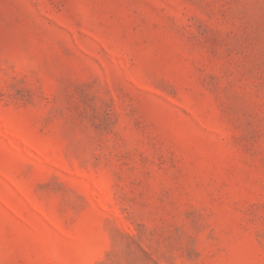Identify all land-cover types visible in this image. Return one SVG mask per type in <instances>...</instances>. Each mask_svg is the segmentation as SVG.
Listing matches in <instances>:
<instances>
[{
  "label": "rangeland",
  "instance_id": "374dc122",
  "mask_svg": "<svg viewBox=\"0 0 264 264\" xmlns=\"http://www.w3.org/2000/svg\"><path fill=\"white\" fill-rule=\"evenodd\" d=\"M0 264H264V0H0Z\"/></svg>",
  "mask_w": 264,
  "mask_h": 264
}]
</instances>
